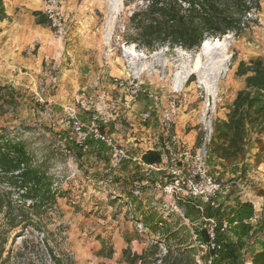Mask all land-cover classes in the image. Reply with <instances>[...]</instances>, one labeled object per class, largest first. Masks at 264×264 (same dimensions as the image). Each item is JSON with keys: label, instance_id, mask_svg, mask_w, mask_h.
Wrapping results in <instances>:
<instances>
[{"label": "rangeland", "instance_id": "rangeland-1", "mask_svg": "<svg viewBox=\"0 0 264 264\" xmlns=\"http://www.w3.org/2000/svg\"><path fill=\"white\" fill-rule=\"evenodd\" d=\"M11 2L17 29L30 39L28 51L37 55V61L28 72L29 82L21 87L16 98L0 100V126L8 133L22 136L29 151L65 191V196L57 197L39 213H32L31 218L41 226L40 231L25 221L10 228L0 215V237L6 240L2 259L9 256L7 264H55L47 246L63 264H120L123 246L128 245L131 252L150 246L155 242L152 235L132 219L136 214L126 199L117 196L120 186L116 184L120 182L123 185L127 182L133 192L138 190L133 195L143 203L160 207L167 204L163 212L170 213V225L179 228L186 240L188 234L184 230L188 228L189 239H194L191 223L197 224L202 217L194 212L189 227L184 205L201 197L193 194L199 189L198 180L190 177L192 162L183 157L185 152H200L207 173L223 184L224 188L215 197L218 205L226 208L229 197L243 200L238 189L231 186L234 180L243 183L254 197L264 198V155L256 160L258 147L250 148L242 172L240 165H222L206 149L213 121L224 117L225 105L243 86L234 75L236 63L264 55V0H260L261 9L250 14L257 19V25L239 38L231 33L222 36V46L210 42L206 52L200 47L180 50L168 46L149 51L126 43L128 17L137 0L127 6L124 0ZM33 7L48 13L52 26H35L30 14ZM214 58L222 61L211 70L208 67L213 65ZM197 60L199 68L195 71ZM199 75L201 81L209 82L210 92L199 82ZM115 78L124 82V86L117 87ZM132 85L159 98L158 107L146 123L140 121L139 114L147 108L148 99L143 94L130 98ZM82 91L86 92L89 106V111L78 110L82 121L89 124V112L98 113L102 133L112 136L119 144H133L129 150L131 158L118 168L110 167L112 152L108 144L92 139L87 150L71 146L73 157L63 154L61 143L68 125L64 110L67 106L78 109L75 97ZM146 148L163 152L162 168L147 177L143 176L138 153L135 154ZM175 162L182 169L181 190L170 197L162 190L171 181L168 170ZM260 222L258 226L264 229V217ZM125 237L131 238L129 243ZM102 240L115 248L112 258L96 255ZM191 246L197 264L201 247L196 243ZM106 247L107 244L105 251ZM184 247L182 244L179 248ZM242 250L244 258L249 259L247 249ZM165 252L159 245L147 264H159L157 260ZM200 260L203 262V258Z\"/></svg>", "mask_w": 264, "mask_h": 264}, {"label": "trees", "instance_id": "trees-1", "mask_svg": "<svg viewBox=\"0 0 264 264\" xmlns=\"http://www.w3.org/2000/svg\"><path fill=\"white\" fill-rule=\"evenodd\" d=\"M135 0H124L127 6ZM261 9L260 0H137L135 9L128 17V30L124 41L136 44L149 51L159 47H180L184 50H196L208 38H221L232 34L235 38L243 36L257 19L250 14ZM35 22L41 26H52L48 13L33 11ZM6 16L3 1L0 0V20ZM234 75L241 79L243 86L236 90L231 101L225 105L223 118L212 123V134L206 144L207 153L222 165L236 167L244 171V163L252 145L260 150L257 157L264 155V55L240 59L234 67ZM20 93L12 87L0 86V100L12 101ZM92 142L88 141V144ZM197 144H201V137ZM145 164H159L163 161L160 149H147L141 153ZM108 185V181L102 179ZM126 181V180H125ZM99 183V182H98ZM129 185H132L131 182ZM118 188V197L126 199L135 212L134 220L148 230L155 240L142 253L131 252L128 245L121 248V262L126 264H147L158 252V246L165 248L161 256L163 264H196L191 245L207 240L206 230L193 226L194 239H189L190 230L185 228L182 235L179 228L170 225V213L163 212L162 207L151 202L138 200L137 193L128 189L127 182ZM234 187V186H233ZM14 194L18 197L14 198ZM134 194V195H133ZM65 196V191L55 184L53 177L41 167V162L29 151L27 143L20 134L8 133L0 126V215L15 227L27 222L37 231L41 226L31 218L32 213H39L47 205L55 202L57 197ZM27 200L30 203H27ZM184 216L192 220L197 212L202 218L226 220L228 230L223 234L217 232L218 239H226L224 252L212 264H244L241 250L252 231L250 220L254 217V205L243 200H236L233 206L225 210L222 204L213 206L201 198L186 201ZM14 212H16L14 214ZM127 243L130 237H125ZM5 238L0 237V264H7L9 256L2 259ZM107 244L106 251L105 245ZM185 247L179 248L180 245ZM201 250V249H200ZM47 251L55 264H63L47 246ZM105 251V252H104ZM115 248L112 243L102 240L97 256L112 258ZM205 255V256H204ZM212 252H205L203 264ZM157 260L156 257L153 258ZM252 264H264V250H254L250 256Z\"/></svg>", "mask_w": 264, "mask_h": 264}, {"label": "built area", "instance_id": "built-area-1", "mask_svg": "<svg viewBox=\"0 0 264 264\" xmlns=\"http://www.w3.org/2000/svg\"><path fill=\"white\" fill-rule=\"evenodd\" d=\"M115 85L117 87H123L124 82L114 79ZM130 98H137L140 94H143L148 99L147 108L139 114L140 121L142 123H146L151 119L152 112L158 107L159 98L153 92H149L146 89H142L137 85H132L129 89ZM75 102L78 105V109L74 106H67L65 108V114L67 118V129L65 133L64 143H61L63 154L68 157H73V150L71 146L76 147L79 150L85 151L88 149V141L94 140L102 143H107L111 148V158H110V167L112 169L118 168L121 166L126 160L130 159V148L133 147L132 143L127 145L117 143L112 136L108 134L102 133L100 131V115L95 112H89L88 123L85 124L79 116L78 110L81 112L89 111L88 101L86 99V92L82 91L75 97ZM166 120H169L166 117ZM186 160H191V174L190 177L198 180L196 186H198V190L193 192L194 195L201 197L204 201L210 202L211 205L217 206L218 203L215 200L216 195L221 192L224 188L223 184L210 176L205 167V158L201 155L200 152H196L195 154H190L188 152L184 153L183 156ZM138 161L143 165V176L147 177L150 173L154 171H159L161 167V163L159 164H145L142 162L141 158H138ZM181 166H179L176 162L170 166L168 173L171 176V181L168 185L164 186L163 192L172 196L174 193L181 190ZM56 184V183H55ZM231 186H234L238 189V193L241 194L244 201L250 202L252 204L255 203L256 199L247 189V187L236 180L231 181ZM135 193H139L138 190ZM18 197V194H16ZM261 201L264 202V198H261ZM27 203H30L27 200ZM164 208H168L167 204H163L162 210ZM187 225H189V220L185 218ZM193 226H200L206 230L207 240L204 243H200L201 247L200 252L196 256L197 264H203L200 260L201 255L205 252H212V255L207 259L208 264H212V260L218 259L219 256L224 252L226 239H218L217 232H221L223 234L228 230V223L226 220H217L215 218H201L200 222L197 224L191 223ZM190 227V225H189ZM229 236V234H228ZM195 238V235L193 236ZM161 258V257H160ZM161 259L157 260V263L160 264ZM223 264H229L223 261Z\"/></svg>", "mask_w": 264, "mask_h": 264}, {"label": "crops", "instance_id": "crops-1", "mask_svg": "<svg viewBox=\"0 0 264 264\" xmlns=\"http://www.w3.org/2000/svg\"><path fill=\"white\" fill-rule=\"evenodd\" d=\"M2 1L6 16L0 20V86L12 87L15 89V91H21V87L25 86V83L29 82L28 79H30V75L28 72H30V69L33 68L34 62L37 61V55H31V52L28 51L30 39L25 36L24 32L17 29V25L11 14L14 10V5L11 2L12 0ZM33 11L41 10L38 7H33L30 12L31 15ZM31 21H33L35 26H41L36 24L35 17L33 15L31 16ZM133 149L136 150V147ZM147 149L152 148H146L145 150ZM143 151L140 150L135 153H138V158H140ZM228 197L229 196H227V198ZM261 198V196H255V213L254 217L250 220L251 224L253 225V231L251 235L245 239L246 244L242 248L247 249L249 252L248 256H251V253L254 250H264V229L258 226L261 223L260 218L264 217V202L261 201ZM236 200H239V198L237 197L231 200L229 197L227 200L228 206L225 208V210H228L230 206H233ZM145 249L146 248L139 247L135 248L133 251L140 254ZM242 251L241 257L244 258ZM248 258L249 259L244 258V264H252L250 262V257ZM120 264L126 263L120 262Z\"/></svg>", "mask_w": 264, "mask_h": 264}, {"label": "bare ground", "instance_id": "bare-ground-1", "mask_svg": "<svg viewBox=\"0 0 264 264\" xmlns=\"http://www.w3.org/2000/svg\"><path fill=\"white\" fill-rule=\"evenodd\" d=\"M226 36H224V38H225ZM211 39V40H210ZM210 42H212V43H214L217 47L218 46H222L223 45V43L221 42V39L220 38H209L208 40H205V42H204V46L202 47V49H201V51L202 52H206V49H207V46L210 44ZM178 49H180V50H183L182 48H180V47H177ZM209 60V59H208ZM210 61V60H209ZM220 61H222V59L220 60V59H212V63H213V65H211L210 67H208L209 69H211V70H214L217 66V64L218 63H220ZM195 67H194V69H195V71L197 70V68H199V61L197 60L196 62H195ZM207 70V69H206ZM210 70V71H211ZM205 75V74H204ZM205 77V76H204ZM199 82H201L202 84L204 83V86L206 87V89H207V91H211L210 90V85H209V82L207 81V82H205V81H201L202 79H201V76L199 75ZM250 264V263H249Z\"/></svg>", "mask_w": 264, "mask_h": 264}, {"label": "water", "instance_id": "water-1", "mask_svg": "<svg viewBox=\"0 0 264 264\" xmlns=\"http://www.w3.org/2000/svg\"><path fill=\"white\" fill-rule=\"evenodd\" d=\"M209 39V38H208ZM208 39H205V40H208ZM205 40L201 43V45H200V48L202 49V47L204 46V42H205Z\"/></svg>", "mask_w": 264, "mask_h": 264}]
</instances>
